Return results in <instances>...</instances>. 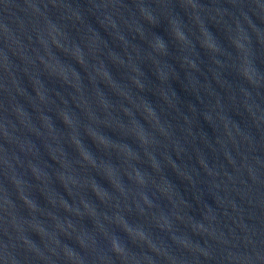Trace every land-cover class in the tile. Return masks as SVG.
I'll list each match as a JSON object with an SVG mask.
<instances>
[{
  "label": "water",
  "instance_id": "water-1",
  "mask_svg": "<svg viewBox=\"0 0 264 264\" xmlns=\"http://www.w3.org/2000/svg\"><path fill=\"white\" fill-rule=\"evenodd\" d=\"M0 264H264V0H0Z\"/></svg>",
  "mask_w": 264,
  "mask_h": 264
}]
</instances>
